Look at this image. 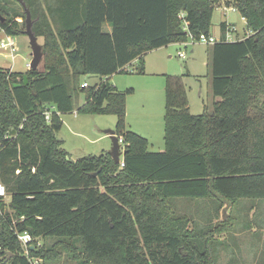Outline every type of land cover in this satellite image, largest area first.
Instances as JSON below:
<instances>
[{"label":"trees","instance_id":"obj_1","mask_svg":"<svg viewBox=\"0 0 264 264\" xmlns=\"http://www.w3.org/2000/svg\"><path fill=\"white\" fill-rule=\"evenodd\" d=\"M12 1L19 7L9 11L0 0L1 30L25 33L27 8L43 61L22 72L0 67V182L9 196L7 203L0 197V264L49 261L58 246L79 264H212L211 228L194 227L171 205L207 198L216 213L243 199L264 200V0ZM223 3L240 12L249 33L226 41L220 22L209 48L212 110L189 113L181 77L167 75L164 150L150 152L147 138L126 126L131 90H118L109 76L188 33L209 34ZM88 74L104 78L82 87ZM47 105L54 106L48 120ZM75 106L117 116L123 166L109 151L68 157L55 132L60 114ZM25 231L28 257L17 236Z\"/></svg>","mask_w":264,"mask_h":264},{"label":"rangeland","instance_id":"obj_2","mask_svg":"<svg viewBox=\"0 0 264 264\" xmlns=\"http://www.w3.org/2000/svg\"><path fill=\"white\" fill-rule=\"evenodd\" d=\"M19 5L12 0H2V4L9 8ZM26 19V17H25ZM227 19L234 26L232 37L240 38L248 33L245 19L238 10H232L224 3L213 10L209 34L219 37V23ZM26 22V21H25ZM26 29V23H25ZM219 33V34H218ZM5 34L0 28V38ZM16 45V55L14 58L6 57V51L0 50V67L22 72L28 67L32 59L29 38L25 33L12 36ZM41 45V38H37ZM211 44H204L199 41L189 40L186 45L172 42L145 53L143 58L135 59L129 65L130 71L116 72L110 75L109 81L120 91L126 93V126L127 129L144 136L148 140L147 150L150 152H160L164 150V83L167 75H177L181 77L186 90L188 112L199 114L211 112L214 96L210 86V63ZM183 51L185 57L179 56L178 52ZM43 57L38 67L42 66ZM99 75H81L80 81L94 85L99 82ZM84 102V93L78 91V105ZM63 124L55 132V136L61 140V147L68 153L71 160L90 155H99L111 149L112 141L108 134V129H114L117 121L115 114H98L78 112L75 108L72 111L60 114ZM120 150L123 151V141L120 138ZM123 153L119 155L122 158ZM7 203L9 196L3 198ZM171 205L177 213L190 215L194 227H210L213 235L208 251L213 259L212 264H225L224 254L220 250L214 252L213 246L219 249L217 241L224 231H214L222 217V210L216 213L210 211L211 201L209 199H173ZM226 218V216L224 217ZM247 219L252 216L247 215ZM53 239L46 240L47 245L52 244ZM42 242V239L40 240ZM221 248V247H220ZM57 257L41 264H79L76 259L71 258L63 247H57ZM247 257L242 264H250Z\"/></svg>","mask_w":264,"mask_h":264},{"label":"crops","instance_id":"obj_3","mask_svg":"<svg viewBox=\"0 0 264 264\" xmlns=\"http://www.w3.org/2000/svg\"><path fill=\"white\" fill-rule=\"evenodd\" d=\"M222 21L228 22L227 19ZM225 207L222 217L229 215V220L226 230L217 238L219 249L213 246L214 252L217 254L220 250L219 253L224 254L225 264H242L246 257L250 264H264V200L243 199ZM247 215L252 218L247 219Z\"/></svg>","mask_w":264,"mask_h":264},{"label":"built area","instance_id":"obj_4","mask_svg":"<svg viewBox=\"0 0 264 264\" xmlns=\"http://www.w3.org/2000/svg\"><path fill=\"white\" fill-rule=\"evenodd\" d=\"M232 10H236L235 7L233 6H230ZM226 28H225V36H224V40L226 41H231V40H235L237 38L232 37V35L234 34V26L230 23V22H226ZM189 40H192V41H199V42H202L204 44H213L215 43L216 41L219 40V37H216L214 35H211V34H205V33H200L198 35V37H195L193 36L191 33H188V38L186 41L184 42H181L182 44L186 45V43L189 41ZM0 50H3V51H6L3 55L6 56V57H11V58H14L15 55H16V45L14 43V40L12 38L11 35H7L5 34L4 38H0ZM0 54H2V52L0 51ZM179 56L184 58L185 57V54L183 51H179L178 52ZM29 64L30 63H27L26 66L29 68ZM125 68H127L128 70H131L129 68V66H125ZM81 86L82 87H88L90 86L87 82L83 81L81 83ZM54 109V106L53 105H47L46 108L44 109L43 113H44V116L45 118L48 120L50 119V115H51V111ZM120 139V137H119ZM120 165L123 166L124 163L123 161L120 159L119 161ZM6 190H5V187L4 185L0 182V197H5L6 196ZM18 236V239L19 241L21 242L22 246H23V254L25 256L28 257V243L31 241V236L28 232H22V233H19L17 234ZM30 263L31 264H41V260L40 258H31L30 259Z\"/></svg>","mask_w":264,"mask_h":264},{"label":"water","instance_id":"obj_5","mask_svg":"<svg viewBox=\"0 0 264 264\" xmlns=\"http://www.w3.org/2000/svg\"><path fill=\"white\" fill-rule=\"evenodd\" d=\"M24 5V4H23ZM26 11V35L29 38V43L31 46V55H32V59L30 61L29 64V68H37L39 63L41 62V59L43 57V52H42V46L37 42V37L34 35L32 29H31V16H30V12L27 8H25ZM0 20L3 21L4 17L0 15ZM23 83L27 84V77L26 75H24L23 77ZM21 85V83H15V86H19ZM108 134L111 138L112 141V145H111V149L109 150V153L111 155V157L113 158V160L116 163H119L120 158L119 155L121 154L120 151V143H119V137L116 135L114 129H108ZM123 153V152H122Z\"/></svg>","mask_w":264,"mask_h":264}]
</instances>
